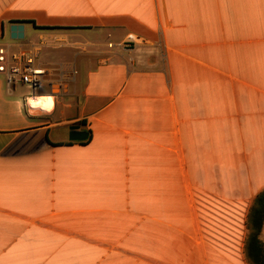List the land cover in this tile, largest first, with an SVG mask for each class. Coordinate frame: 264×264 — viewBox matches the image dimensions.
Wrapping results in <instances>:
<instances>
[{"label":"crops","instance_id":"obj_1","mask_svg":"<svg viewBox=\"0 0 264 264\" xmlns=\"http://www.w3.org/2000/svg\"><path fill=\"white\" fill-rule=\"evenodd\" d=\"M39 42V86L0 73V264H252L264 0H0Z\"/></svg>","mask_w":264,"mask_h":264},{"label":"built area","instance_id":"obj_2","mask_svg":"<svg viewBox=\"0 0 264 264\" xmlns=\"http://www.w3.org/2000/svg\"><path fill=\"white\" fill-rule=\"evenodd\" d=\"M41 44H32L27 51L15 52L7 45H0V73L5 75L9 88L21 83L34 89L41 84L46 74V69L36 62Z\"/></svg>","mask_w":264,"mask_h":264},{"label":"trees","instance_id":"obj_3","mask_svg":"<svg viewBox=\"0 0 264 264\" xmlns=\"http://www.w3.org/2000/svg\"><path fill=\"white\" fill-rule=\"evenodd\" d=\"M264 222V189L259 191L249 208L247 216L248 234L245 252L252 264H264V244L259 237Z\"/></svg>","mask_w":264,"mask_h":264},{"label":"water","instance_id":"obj_4","mask_svg":"<svg viewBox=\"0 0 264 264\" xmlns=\"http://www.w3.org/2000/svg\"><path fill=\"white\" fill-rule=\"evenodd\" d=\"M11 38H23V25L21 23H13L10 25ZM88 136L85 130H80L78 125H73L70 128V140H84Z\"/></svg>","mask_w":264,"mask_h":264},{"label":"rangeland","instance_id":"obj_5","mask_svg":"<svg viewBox=\"0 0 264 264\" xmlns=\"http://www.w3.org/2000/svg\"><path fill=\"white\" fill-rule=\"evenodd\" d=\"M263 244H264V242H263Z\"/></svg>","mask_w":264,"mask_h":264}]
</instances>
